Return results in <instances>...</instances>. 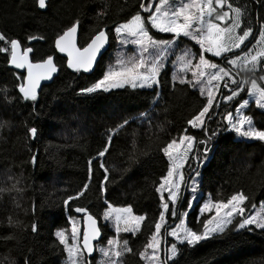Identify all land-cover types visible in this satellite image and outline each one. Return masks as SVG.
I'll list each match as a JSON object with an SVG mask.
<instances>
[{
  "label": "snow or ice",
  "instance_id": "obj_1",
  "mask_svg": "<svg viewBox=\"0 0 264 264\" xmlns=\"http://www.w3.org/2000/svg\"><path fill=\"white\" fill-rule=\"evenodd\" d=\"M48 7V0H33V11ZM96 16L106 18L107 11L101 9ZM80 26L81 20L77 17L59 31L52 42L51 54L41 53L33 46L34 41L47 42L45 35L26 34L25 44L19 37L12 38L0 32V54L4 55L6 64L12 69L21 70L14 73L16 82L12 91L16 95L8 98L9 89H0L6 103L31 102L33 110L30 115L36 113L35 104L42 90V82L54 80L65 66L77 74L92 73L113 40L117 44L115 63H110L99 78L89 86L80 88L76 95L89 98L129 88L151 90L155 94V104L161 98L160 89L170 83L173 91L179 84L198 89L200 96L206 98V102L187 119L188 127L158 147V153H162V158L167 161V169L158 183L153 184L154 192L158 195L159 216L154 221V230L138 252L139 260L143 264H176L178 245L195 248L204 241L224 234L226 230L237 234L241 231L264 232V201L257 202L244 191H236L226 201L207 199L201 204L203 197L199 194L202 169L210 161L221 134L232 132L238 138L264 143V129L255 126L253 116L245 114L252 101L257 109L264 110V20L257 18L253 22L251 18L246 19L242 9L234 6L230 0H138V9L134 13L126 15L119 23L109 25L105 22L83 44L80 43ZM185 38L193 42L191 47L185 46L182 54L176 55V49L184 43ZM57 54L65 63L58 62ZM173 55H176V59L169 69L167 63ZM170 71L169 81L165 78ZM242 72L244 76H241ZM221 103L234 107L235 112L222 114L214 111L221 107ZM140 115L145 117L146 113ZM216 116H220L219 121L214 120ZM135 119L130 117L110 129L106 142L96 156L87 160V182L78 192L62 201L66 210L82 214L80 219L68 216L70 236L66 228L54 232L55 240L62 246L63 264H92L89 258L94 257L97 251L101 259L96 264H122L121 258L126 253H134L130 240L121 236L130 234L138 239L147 215L137 214L133 205L114 206L108 200L111 176L105 158L110 154L116 133ZM209 121L215 122L216 127L211 128ZM4 126L5 122H0V128ZM25 127L27 140L35 142L39 139L37 126L26 124ZM190 130H199L203 138L189 134ZM131 147L133 153L129 159L139 163L138 159H133L135 141ZM37 159L33 154L27 163L35 165ZM192 160L196 161L195 167L191 165ZM98 170L101 177L98 191L106 206L102 216L92 213L88 207L72 208L70 204L85 195L97 178ZM8 179L14 178L9 176ZM19 184L20 180L16 179L10 188H0V193H19L23 191ZM182 188H190L191 199L181 195ZM182 201H186L189 211L199 207L198 221L207 214L200 221L202 229L188 226L185 218L189 211H178ZM31 212L34 216L35 204ZM169 215L179 220L175 226L169 225ZM237 218L238 222H235ZM100 219L104 221L103 224L99 223ZM21 224V221L8 218L9 228ZM29 227L32 233H38L39 222L34 220L30 225H23L25 229ZM162 232L175 241L167 248L166 259H161ZM0 241L4 242L6 248L7 242H16L17 257L10 259L9 255H5L8 264H19L21 255L23 264H31L30 256L19 248L17 236L10 233L0 236ZM7 251L10 253L11 249ZM28 252H32V249H28ZM0 264L4 262L0 261Z\"/></svg>",
  "mask_w": 264,
  "mask_h": 264
},
{
  "label": "trees",
  "instance_id": "obj_2",
  "mask_svg": "<svg viewBox=\"0 0 264 264\" xmlns=\"http://www.w3.org/2000/svg\"><path fill=\"white\" fill-rule=\"evenodd\" d=\"M230 2L242 9L246 19L251 18L253 22L257 18L264 20V0ZM48 3L46 11L40 12L32 10L33 0H0V32L12 38L19 37L25 44L26 34L45 35L47 42L34 41L33 46L41 53L51 54L55 35L77 17L81 20L80 43L83 44L105 22L109 25L119 23L138 9V0H49ZM101 9L107 11L106 18H97L96 12ZM115 44L113 40L108 52L89 75L70 72L65 66L52 84L42 88L35 104L36 113L32 115L31 102L8 104L0 92V122H5L0 128V188H10L19 179L18 186L23 190L0 193V236L10 233L17 236L19 248L30 256L31 264H58L64 258L54 232L67 228L68 216L76 213L66 210L62 201L87 182V160L96 156L110 129L130 117L136 119L116 133L110 154L105 158L111 176L107 198L114 206L130 204L137 214L147 215L138 239L130 234L121 236L130 240L134 250L133 254L126 253L121 258L122 264H143L138 252L154 230V221L159 216L158 195L153 184L158 183L167 169V161L162 158V153H158V147L188 127L187 119L206 102L197 90L177 84L173 91L170 83L160 89L162 95L155 104V94L151 90L129 88L89 98L76 95L112 63L110 52ZM57 60L65 63L58 56ZM14 73L6 64L4 55L0 54V89H9L8 98L16 95L12 91L16 82ZM165 79L170 81V73ZM233 110L229 104L221 103V107L214 111L226 114ZM141 113L146 116L141 117ZM247 114L253 116L255 126L264 129V111L252 105ZM214 120L219 121L220 116ZM26 124L39 128L40 137L35 142L26 139ZM209 126L215 128L216 123L209 121ZM189 134L203 138L199 130H190ZM133 141L136 143L133 159H138L139 163L129 159L133 153ZM33 154L38 157L35 165L27 163ZM191 165L195 167L196 161L192 160ZM185 172L187 175V168ZM9 176L14 179L9 180ZM100 178L98 170L97 178L85 195L70 202L72 208L84 206L97 216L102 215L106 206L98 191ZM200 180L199 190L208 193L210 199L226 201L234 192L244 191L253 200L263 201L264 143L237 140L232 132L221 134L210 161L202 169ZM181 195L190 199L188 188H182ZM33 204L36 205L34 216L31 212ZM178 211H189L186 201L181 202ZM198 216V207L192 208L187 216L188 226L202 229L200 221L207 215L201 216L199 221ZM9 217L22 224L9 228ZM34 220L39 222L38 233H32L30 227L23 228ZM176 221L168 216L169 225ZM162 236L164 259V246L168 243L164 245V232ZM54 244L57 246L53 247ZM28 249L32 252L29 253ZM17 254L15 241L7 242V248L0 241V261L8 264L5 255L11 259ZM96 256L97 253L91 259L92 264ZM175 261L176 264H264V232L241 231L237 234L226 230L195 248L178 245ZM19 264H23L22 255Z\"/></svg>",
  "mask_w": 264,
  "mask_h": 264
},
{
  "label": "rangeland",
  "instance_id": "obj_3",
  "mask_svg": "<svg viewBox=\"0 0 264 264\" xmlns=\"http://www.w3.org/2000/svg\"><path fill=\"white\" fill-rule=\"evenodd\" d=\"M166 35H168V34H166ZM192 43H193V42L188 41V40L185 38V39H184V43H182V44L179 46V48L176 49V55H180V54H182V50L185 48V46H187V47H191ZM129 48H131V46H129ZM197 49H198V46H197ZM116 53H117V44H115L114 49L110 52V55H111V57H112V63H115ZM129 54H130V53H129ZM176 55L171 56V59L168 61L167 66H168L169 69L172 68V61L176 59ZM108 66H109V65H107V67H108ZM107 67H106V69H107ZM169 73H170V78H171V71H170ZM190 75H191V74L189 73V78H190ZM244 75H245V74L242 72V73H241V76H244ZM197 91H198V89H197ZM198 92H199V91H198ZM245 98H247V94H246V97H245ZM252 105L255 107V103H254V101H252V102L250 103V106H252ZM249 108H250V107H249ZM258 110H260V109H258ZM247 111H248V109L245 110V114H247ZM260 111H264V110H260ZM234 112H235V109L233 110V113H234ZM233 134H234V136H235V139H237V140H244V139H242V138H238V137H236L235 133H233ZM247 141H249V140H247ZM193 175H194V174H193ZM190 183H191V182L189 181V184H190ZM188 193H189V197H190V199H191V191H190V188H188ZM199 194H201L202 197H203V199L200 200V203H201V204H202L205 200L210 199V196H209L208 193H204V192H201V191L199 190ZM263 201H264V200H263ZM197 207H198V206H197ZM198 213H199V207H198ZM81 215H82V214H75L74 217H76L77 219H80V216H81ZM205 215H207V214H205ZM205 215H204V216H205ZM101 216H102V215H101ZM67 219H68V218H67ZM185 219H186V222H187V217H186ZM237 219H239V218H237ZM178 222H179V220L177 219V221L174 222V223H171L170 226H175V223H178ZM103 223H104V221L101 219V224H103ZM66 229L69 230V236H70V225H68ZM112 234H114V233H112ZM165 239L167 240L166 243H168L167 245H165V249L167 250V248H169V247L171 246V243H174L175 241H174V239H173L172 237L167 236L166 233H165ZM162 242H163V241H162ZM166 250H165V252H166ZM96 253H97V256H96V258H95L94 264H96V262L99 261V260L101 259V254H100L98 251H97ZM161 259H162V249H161ZM63 261H64V258H63L58 264H63Z\"/></svg>",
  "mask_w": 264,
  "mask_h": 264
},
{
  "label": "water",
  "instance_id": "obj_4",
  "mask_svg": "<svg viewBox=\"0 0 264 264\" xmlns=\"http://www.w3.org/2000/svg\"><path fill=\"white\" fill-rule=\"evenodd\" d=\"M48 2H49V0H48ZM39 10V9H38ZM40 12H45L46 10H39ZM109 48H110V46L107 48V50L103 53V55L104 54H106L107 52H108V50H109ZM57 56L58 57H60V55L59 54H57ZM103 57V56H102ZM101 57V58H102ZM61 58V57H60ZM100 58V59H101ZM99 59V60H100ZM99 62V61H98ZM98 64V63H97ZM9 68L12 70V71H14V72H19V71H21V70H15V69H12L11 68V66H9ZM70 72H72V70H70V69H68ZM59 74V73H58ZM58 74L55 76V78H57L58 77ZM83 74H85V73H83ZM89 74H91V73H87V74H85V75H89ZM55 80V79H54ZM54 80H52V81H45V82H42V88L43 87H45V86H48V85H50V84H52V82L54 81ZM40 92H41V90H40ZM39 92V93H40ZM96 254V253H95ZM95 254H94V256H95ZM92 258H94V257H91V258H89L90 260L92 259ZM164 259H165V254H164Z\"/></svg>",
  "mask_w": 264,
  "mask_h": 264
},
{
  "label": "bare ground",
  "instance_id": "obj_5",
  "mask_svg": "<svg viewBox=\"0 0 264 264\" xmlns=\"http://www.w3.org/2000/svg\"><path fill=\"white\" fill-rule=\"evenodd\" d=\"M165 243H166V239H165V233H164V245H165ZM163 253L165 254V259H166L165 246H164V252Z\"/></svg>",
  "mask_w": 264,
  "mask_h": 264
}]
</instances>
